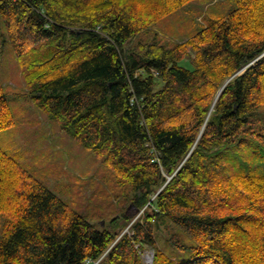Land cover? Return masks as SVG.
Instances as JSON below:
<instances>
[{"label": "trees", "instance_id": "1", "mask_svg": "<svg viewBox=\"0 0 264 264\" xmlns=\"http://www.w3.org/2000/svg\"><path fill=\"white\" fill-rule=\"evenodd\" d=\"M190 1L0 0L25 95L125 198L98 229L0 146V264H264V0L141 37Z\"/></svg>", "mask_w": 264, "mask_h": 264}, {"label": "rangeland", "instance_id": "2", "mask_svg": "<svg viewBox=\"0 0 264 264\" xmlns=\"http://www.w3.org/2000/svg\"><path fill=\"white\" fill-rule=\"evenodd\" d=\"M231 0H191L159 19L143 39L182 41L209 20L224 16ZM3 31L0 26V33ZM0 81L13 112V125L0 130V146L30 174L100 229L119 212L124 196L100 159L50 120L27 94L22 68L9 42L0 39ZM129 212L134 209L129 208ZM160 231V239L165 237ZM164 247H170L164 242ZM145 251H151L150 248ZM144 253V252H143Z\"/></svg>", "mask_w": 264, "mask_h": 264}, {"label": "built area", "instance_id": "3", "mask_svg": "<svg viewBox=\"0 0 264 264\" xmlns=\"http://www.w3.org/2000/svg\"><path fill=\"white\" fill-rule=\"evenodd\" d=\"M151 253H148V252H146L145 254H144V258H145V264H151Z\"/></svg>", "mask_w": 264, "mask_h": 264}, {"label": "water", "instance_id": "4", "mask_svg": "<svg viewBox=\"0 0 264 264\" xmlns=\"http://www.w3.org/2000/svg\"><path fill=\"white\" fill-rule=\"evenodd\" d=\"M262 55H263V54H262ZM225 83H226V82H225ZM225 83H224V84H225ZM224 84H223V86H224ZM223 86L220 88V90H219L218 93L216 94V98H217L219 92L221 91V89L223 88ZM216 98H215V99H216ZM214 101H215V100H214Z\"/></svg>", "mask_w": 264, "mask_h": 264}]
</instances>
